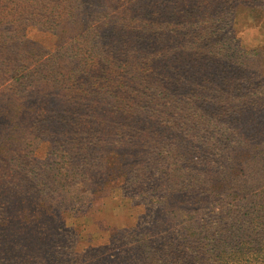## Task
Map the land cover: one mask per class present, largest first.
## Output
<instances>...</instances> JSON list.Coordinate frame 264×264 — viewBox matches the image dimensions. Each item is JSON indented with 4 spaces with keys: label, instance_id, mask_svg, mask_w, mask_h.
Returning a JSON list of instances; mask_svg holds the SVG:
<instances>
[{
    "label": "rangeland",
    "instance_id": "obj_1",
    "mask_svg": "<svg viewBox=\"0 0 264 264\" xmlns=\"http://www.w3.org/2000/svg\"><path fill=\"white\" fill-rule=\"evenodd\" d=\"M141 1L164 11L167 23L178 30L174 34L164 30L166 36L173 35L168 38L180 47L186 42L185 33L195 32L207 34L212 42L220 41L233 51L245 48L241 51L243 56L234 57L233 61L244 64L246 70L242 74L246 78L264 85V0H185L181 4L179 0H112V3H123V9L135 13L143 9ZM17 3L27 6L31 1L0 0V21L13 18L10 14H16L13 7ZM84 7L99 12L97 2H87ZM13 22L7 26L0 24V264H152L169 247L175 250L177 244H185L182 256L187 264H192L197 255L194 239L199 238L193 235L198 230L194 224L206 219L209 203V199L205 202L208 193H195L187 186L192 177L190 168L192 174L202 172L197 167L193 169L194 135L213 132L215 126L208 121L211 114L229 113L240 120L226 133L233 131L238 142L245 143L244 147L262 138L251 125L257 115L250 107L253 98L247 91L242 96L228 97L226 93L230 84L236 82L233 72H227L226 57L220 56L210 64L204 61L200 69L192 65L194 71L180 56L177 60H166L167 67L160 78L175 82L181 74L190 76L189 85L181 82L179 86H190L187 89L191 91L188 97L181 95L179 100L159 102L160 119L152 120V126L148 124L150 127L139 135L124 140L127 156L119 157L123 164L118 168L130 173L129 183L118 188L122 174L114 169L118 155L110 162L115 152L112 144L118 143L110 139L115 131L103 126L96 133V118L110 120V100L98 93L96 84L72 86L66 80L71 69L81 70L85 59L81 61L66 50H59L61 46H55L52 34L31 21L22 25ZM138 26H131L136 34ZM77 29L73 25L68 30H73L71 33L76 37ZM24 40H28V50L20 46ZM34 43L42 47L39 57H35ZM27 72L31 77L23 78L21 74ZM211 90L227 96V100L208 95ZM92 106L99 109L92 111ZM72 112L87 125L75 131L73 122V127L66 126L62 116H70ZM93 134L104 139L101 151ZM150 145L162 149L166 156L162 159L160 155L157 162L150 163L162 162L161 167H165V162L172 161V171L176 169L173 181L171 177L162 182L165 188H172L171 194H161L166 195L165 202L155 207L154 203L152 206L142 203L136 192L143 185L137 184L135 177L145 162L136 164L133 158L146 156ZM218 172L219 169L214 176L224 174ZM224 187L225 194H244L245 190L231 178L225 180ZM196 200H203L205 205ZM147 210L155 213L156 219L149 227L139 226L140 216ZM149 232L158 233L148 238ZM142 243H147L145 249Z\"/></svg>",
    "mask_w": 264,
    "mask_h": 264
},
{
    "label": "trees",
    "instance_id": "obj_2",
    "mask_svg": "<svg viewBox=\"0 0 264 264\" xmlns=\"http://www.w3.org/2000/svg\"><path fill=\"white\" fill-rule=\"evenodd\" d=\"M30 1L27 6H20L17 3L13 7L16 14H10L13 18L2 19L0 24L7 26L16 21L22 25L23 22L31 21L43 31L52 34L55 46H61L59 50H66L81 61L85 59L81 70L71 69L66 80L72 82V86L80 83L96 84L98 93H103L110 100V110L107 112L110 114V120L96 118L98 122L96 133L100 132L103 126L115 131L110 139L112 143L118 142L116 145L112 144L117 153L114 152L113 157H110V162L118 155V162L114 167L116 171L122 172L118 178L121 181L118 188L126 187L129 183L130 173L125 172L123 167L118 168L123 164L119 157L127 156L124 140L139 135L160 119L159 102L179 100L184 95L188 97L191 91L187 89L190 86L185 88L179 86L181 82L189 85L192 80L190 76L181 74L175 82L160 78L162 70L167 67L166 60L170 58L177 60L180 56L179 59L184 58L191 68L192 65H197V69H200L204 61L210 64L220 56L226 57L227 72H233L236 81L230 84L226 93H229L228 97L242 96L243 92L247 91L253 98L250 107L257 111V115L251 120V125L254 130L260 132L262 138L260 141L255 139L254 144L248 148L244 147L245 143L238 142V137L233 131L230 134L226 133L235 128L237 124L234 122L240 120V117H234L229 113L211 114L208 121L210 126H215L213 132L194 135L192 142L195 148L191 152L192 164L195 163L193 169L197 167L202 172L192 174L193 170L189 167L191 171L189 176L192 177L187 186L193 189L192 192L208 193L205 202L209 199V203L206 219L195 221L194 224L198 230L193 235H199V238L194 239L196 246L193 249L197 255L194 256L192 264H264V85L254 84L246 78V75L242 74L246 70L244 64L233 61L243 56L241 51L245 48L233 51V48L222 46L220 41L212 42L207 34L195 32L185 33L186 42L180 47L168 38L174 37L169 34L178 32L177 28H171L164 18V11L148 1H141L140 7L143 9L135 12L136 14L123 9V3L113 4L112 0ZM179 1L181 4L185 0ZM87 2H97L96 8L99 12L95 13L92 9L85 8ZM73 25L78 26L76 37L71 33L73 30H68ZM134 25H139V34L135 33V28L132 29ZM164 30L169 33L168 36ZM69 38L72 42H68ZM197 42L200 44L195 47ZM20 46L24 50L30 48L28 40L21 42ZM33 48L36 49H33L35 57L41 56L40 52L43 51L41 45L34 43ZM186 52L188 55L184 56ZM85 67L93 69L87 71ZM16 70L19 73V69ZM192 70H195L194 67ZM93 72H96V75L91 74ZM262 72L260 78L263 77ZM39 73L45 76L43 70H39ZM182 73H186L185 70ZM220 73L223 74L225 71L222 69ZM21 75L23 78L31 77L29 72ZM210 89L209 87L207 90ZM179 90L182 92H178ZM208 95L218 98L223 96L215 90H211ZM220 100H227V96ZM91 109L95 111L99 107L92 106ZM83 111L82 108L81 112ZM62 117L66 126L73 127L72 122L75 124L74 131L79 126L87 125L80 122L81 119L75 118L73 112L70 116ZM93 137L101 151L104 148L102 135L93 134ZM155 142L153 141V144ZM154 147L150 145L144 157L138 155L133 157L136 164L145 162L139 166L140 174L133 176L138 180L137 184L142 182L143 187L136 191L142 203H147V206L154 203L155 207L159 202L160 204L165 202L166 195L161 194H171L172 188H165L162 182L169 181L171 177L173 181V171L176 169L172 171V161L165 162V167H161L162 162L150 163L157 162L160 155L162 159H166L163 150ZM218 169L224 173L218 172L219 177L214 176ZM231 170H234V174ZM233 175L236 178H233ZM227 178L238 181L245 189L244 194H225L227 189L224 184ZM215 192L217 194H213ZM250 192L253 193L248 194ZM196 203L205 205L203 200H196ZM149 211L140 216L139 226L149 227L156 219L155 213ZM155 233L158 232H149L148 238ZM147 243H142V248L145 249ZM169 248L165 253L162 252L161 258L152 260V264H187L182 256L186 252L185 244H177L175 250Z\"/></svg>",
    "mask_w": 264,
    "mask_h": 264
}]
</instances>
